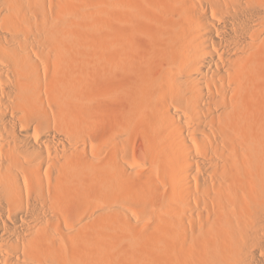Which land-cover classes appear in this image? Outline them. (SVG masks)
Listing matches in <instances>:
<instances>
[{
    "label": "bare ground",
    "instance_id": "1",
    "mask_svg": "<svg viewBox=\"0 0 264 264\" xmlns=\"http://www.w3.org/2000/svg\"><path fill=\"white\" fill-rule=\"evenodd\" d=\"M0 264H264V0H0Z\"/></svg>",
    "mask_w": 264,
    "mask_h": 264
}]
</instances>
